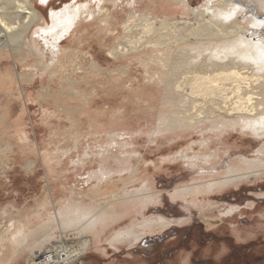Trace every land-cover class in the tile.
Returning <instances> with one entry per match:
<instances>
[{
    "label": "bare ground",
    "instance_id": "bare-ground-1",
    "mask_svg": "<svg viewBox=\"0 0 264 264\" xmlns=\"http://www.w3.org/2000/svg\"><path fill=\"white\" fill-rule=\"evenodd\" d=\"M39 1L51 7L54 0H0V60L20 56L25 61L28 54L40 60L38 66L21 76L17 94L6 88L16 82L13 74L0 76V97L9 91L6 95L8 103L16 96L25 104L21 108L23 113L13 114L9 104L0 103V125L9 123L15 139L23 141L30 137L25 132L28 100L23 94V83L35 82L37 71L60 77L67 69V73L61 77L66 86L61 85L53 95L49 92L46 96H38V101L47 103L51 97L59 110L66 113L71 124L70 139L76 140L73 147L83 139L77 131L74 135L75 128H78L75 113L82 114V106L91 105L99 92L106 97L110 95L109 91L122 89L127 93L123 98L126 99L125 104L129 103L128 94H133L135 104L147 105L153 116L152 109L159 102L157 113L162 118L157 123L156 133H191L197 129L210 128L211 133L238 131L262 142L255 158L246 160L240 168L231 167V172L228 171L229 175L223 178V182H219L221 179L212 181L207 188L218 186L216 190H222L225 185L231 186L251 176L264 174V38L257 41L253 37L255 32L252 37L247 34L248 24H252L255 29L263 27L262 15L258 12L261 9L264 12V0H255L261 9L257 12L252 7L255 12L249 21H242V16L244 11H251L248 10L251 6L244 9L239 0H207L196 7H192L189 0H164L161 3L147 0L146 7L142 5V0H93V5L98 1L97 8H92L91 3L79 4L75 0L61 9L52 10L50 25ZM123 1L127 2L130 9L121 23L120 31L114 26L120 22L111 7L117 9ZM179 11L186 14L187 18H178L176 13ZM94 24L97 25L95 35H103L100 48L102 50L106 47L111 63L108 67L91 56L92 46L91 51L82 53L81 57L76 55L75 49L62 46L77 27L83 26L88 30L76 40V47L84 51L85 46H90L84 38L89 36V28ZM36 33L46 43V51L40 40L34 37ZM113 36L114 42L110 44ZM79 58L82 59L81 63H77ZM86 61L88 65H82ZM134 65L142 70L144 80L139 84L132 83L136 81L131 76ZM90 75L93 82L99 83L98 88H84L86 91L92 89L93 97L81 92V84L86 83L83 78ZM72 104H76V107H72ZM121 110L112 108L110 104L102 109L113 123L121 118ZM89 127L93 134H100L99 129L106 128L94 119ZM209 131H201V135ZM130 135L131 130L127 128L117 131L115 127L113 132H108V141L104 148L100 146L98 152L102 156L100 164L103 167L105 162L110 161L111 146L114 149L126 147L127 139L118 138ZM199 143L201 149L209 145V141ZM3 145L0 143V147ZM5 147V152L12 150L11 145ZM73 147L66 148L64 154H69ZM89 151L91 149H85V159L89 157ZM189 153H195L193 146ZM178 157L185 161H199L201 155L187 157V151H182ZM201 159H205L208 164L212 162L213 156L203 155ZM119 162L122 166L123 157ZM62 163L57 151L43 158V164L51 172ZM73 164L75 167H84L86 161L77 155V161ZM26 168L32 171L35 164L29 163ZM103 171L100 176L96 174L99 186L95 192L104 195L107 198L105 202L99 204L90 197L92 204H85L76 189L71 191L70 196L66 195V199L55 202V193L52 191L50 195L44 193L21 220L9 221L0 232V264H15L29 251L32 258L26 264H76L102 242V236L115 227L117 222L126 218L131 211L146 208L145 201L152 198L156 200V197H152L156 192L150 191V185L139 191L145 194L126 192L121 195L112 191L115 182L110 169L109 173ZM101 175L105 176V180L101 179ZM178 193L186 194L183 190H177ZM235 209L231 208L221 215L227 217ZM171 224L174 223L162 217L146 219L141 225L132 224L124 231L115 232L109 239V246L117 250L120 244L128 240H138L145 232L153 233ZM137 227L143 230L141 234L135 232ZM56 231L61 233L59 241L56 240ZM235 231L240 239V230ZM70 232L76 233L75 238L80 241L77 246H69L65 242ZM87 233L92 235L86 236ZM52 241L56 243L50 246Z\"/></svg>",
    "mask_w": 264,
    "mask_h": 264
},
{
    "label": "rangeland",
    "instance_id": "rangeland-1",
    "mask_svg": "<svg viewBox=\"0 0 264 264\" xmlns=\"http://www.w3.org/2000/svg\"><path fill=\"white\" fill-rule=\"evenodd\" d=\"M73 1L75 0H54L51 7L41 4L40 1L38 4L43 7L42 12L50 25L51 11L61 9L65 4ZM76 1L79 4L91 3L92 8H97L98 1H95V5H93V0ZM146 1H141L144 7H146ZM156 1L161 3L164 0ZM189 1L192 7H196L207 0ZM239 1L244 9L251 6L248 10L252 11H249L250 13L244 11L242 21H249L251 14L261 9L255 0ZM129 9L126 1L119 3L117 9L111 7V11L115 13L120 22L114 26L120 31L122 30L121 23L126 18ZM261 10L258 13L262 15L264 21V12ZM176 16L180 19L187 18L182 11L176 13ZM96 26V24L91 26L89 36L84 38L90 45L85 46L84 51L76 47V40L81 33L88 30L83 26L77 27L74 30L75 33L73 32L74 34L69 36L62 46L75 49L79 57L82 53L91 51L92 46L91 56H94L95 60L101 62L104 67H108L111 63L106 54V47L102 50L100 48V39L103 35H95ZM247 27L250 31L247 34L250 37L255 32L253 37L257 41L264 38V24L260 29H255L252 24H248ZM34 37L40 40L43 50L46 51V43L41 35L36 33ZM113 42L114 36L109 43ZM81 60L77 59V63H81ZM39 63L40 60L29 54L25 61L20 56L2 58L0 76L10 73L16 78V82L7 85L6 88H10L17 94L21 76L38 66ZM82 65H88V62ZM66 73L67 69L59 75L60 77H56L50 73L44 74L37 71L38 76L35 82L23 83V94L25 93L24 97L28 100V108L25 109V132L29 134L28 137L30 136L28 139L19 141L15 139L9 123L0 125V143L4 144L0 147V232L5 229L9 221L21 220L28 210L39 202V198L43 197L44 193L50 195L53 191L56 195H54L55 202H57L59 199H66V195L70 196L71 191L76 189L78 195L83 197L85 204H92L90 197H93L96 203L105 202L107 198L95 192L99 186L96 174L100 176L102 170L104 173H109L108 169H110L113 182H115L112 191L121 195L126 192L134 195L145 194L139 191L144 186L150 185V191L156 192L152 195L156 197V200L152 198L145 201V210L131 211L126 218L117 222L115 227L102 236V242L92 250L93 252L91 251L76 264H245L246 260L250 261L253 257L257 258L253 260V264H258L264 259V174L259 177L251 176L237 184H230L231 186L225 185L222 190H216L218 186L212 189L207 188L212 181L221 179L219 182H223V178L231 172V167L240 168V165H244L243 162L255 158L257 149L262 145L261 141L238 131H230V134L211 133L210 128L197 129L191 133H156L157 123L162 118L157 113L159 102L152 109L153 116L150 114V107L135 104L133 94H128L129 103L125 104L126 99L123 98L127 93L122 89H115V91H109L110 95L106 97L99 92L94 96L95 100L91 105L82 106V114L75 113L78 128H75L74 135L77 131L82 134L83 139L76 145L78 148L73 147L76 140L70 139L71 124L66 113L59 110L60 108L50 99L51 97L47 103L38 101V96H46L49 92L53 95V92L61 88V85L66 86V82L61 80ZM131 76L132 80H136L132 81L133 84H139L144 80L142 70L138 65L132 66ZM84 80L86 83L81 84V88H98L99 83L93 82L91 75L83 78ZM83 89L81 90L83 94L93 97L92 89L89 91ZM7 94H2L0 103L9 104L13 114L23 113L21 108L25 106L24 102L15 96L8 103ZM84 101L87 102V100ZM108 104L112 108L116 107L117 110L122 109L121 118L116 119L115 123L111 122L108 114L102 111L103 107ZM72 107H76V104H72ZM92 119L105 125L106 128L99 129L100 134H93V130L89 127ZM115 127L117 131L124 128L130 129L132 135L118 138L119 140L122 137L124 140L127 139L126 147L114 149L111 146L110 161L105 162V167H103L100 164L102 156L100 157L98 152L100 146L105 147L108 132H113ZM103 129L107 130L106 134V130ZM201 131H209V133L201 135ZM200 141H209V145L201 149ZM6 145H11L12 150L5 152ZM191 146L195 153H189ZM71 147L73 150L69 154H64L65 149H71ZM85 149H91L87 159L83 157ZM52 151H57L63 161L54 172L43 164V158ZM182 151L183 153L187 151V157L212 155L213 159L208 164L201 157L199 161H185L178 157ZM77 155L79 159L86 161L84 167L81 165L75 167L73 164L77 161ZM121 157H123L122 166L119 162ZM29 163L35 164L32 171L26 168ZM193 163L198 165L195 166ZM101 179L105 180V176L101 175ZM177 190H183L186 194L178 193V195ZM251 205L254 207H248ZM234 207L236 209L233 214L227 217L221 215ZM158 217L172 221L174 224L153 233L145 232L139 236L138 240L133 238L120 244L117 250L110 248L109 239L115 232L124 231L132 224L141 225L146 219L151 220ZM235 230H240V235H242L240 239L235 234ZM142 231L138 227L135 230L137 234H141ZM56 232H58L56 240L59 241L61 233ZM70 233L67 234L65 242L69 246L80 244L79 239L75 238L76 233L72 232L71 235ZM91 235V233L86 234V236ZM55 243L52 241L50 246ZM27 253L15 264L29 262L32 253L30 251Z\"/></svg>",
    "mask_w": 264,
    "mask_h": 264
},
{
    "label": "flooded vegetation",
    "instance_id": "flooded-vegetation-1",
    "mask_svg": "<svg viewBox=\"0 0 264 264\" xmlns=\"http://www.w3.org/2000/svg\"><path fill=\"white\" fill-rule=\"evenodd\" d=\"M245 203H246V202H245ZM249 253H250V252H249ZM254 259H257V258H256V257H255V258L253 257L250 261H249V260H246L247 262H245V264H253V262H254L253 260H254Z\"/></svg>",
    "mask_w": 264,
    "mask_h": 264
},
{
    "label": "crops",
    "instance_id": "crops-1",
    "mask_svg": "<svg viewBox=\"0 0 264 264\" xmlns=\"http://www.w3.org/2000/svg\"><path fill=\"white\" fill-rule=\"evenodd\" d=\"M260 258H261V257H260ZM261 262L263 263V262H264V259L260 260V262H259L258 264H260Z\"/></svg>",
    "mask_w": 264,
    "mask_h": 264
}]
</instances>
